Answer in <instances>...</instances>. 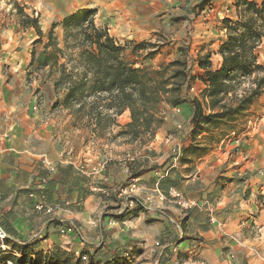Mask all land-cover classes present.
I'll return each instance as SVG.
<instances>
[{"label": "crops", "instance_id": "0c3cea01", "mask_svg": "<svg viewBox=\"0 0 264 264\" xmlns=\"http://www.w3.org/2000/svg\"><path fill=\"white\" fill-rule=\"evenodd\" d=\"M117 1L107 0L104 9L113 10ZM127 1L123 5L141 32L156 24L159 9L175 2ZM232 1L220 0L218 9L230 7ZM58 28L61 25L55 32ZM35 34L34 27L25 29L17 21L0 29V227L10 241L8 250L34 256L60 248L71 256H85V264L89 254L84 250L95 253L97 264H141L142 250L154 257L151 264H264V93L250 109L259 119L256 128L246 137L233 133L227 144L191 164H176L171 155L191 142L192 125L182 126L178 117L187 121L192 112L184 103L174 110L178 113L165 116L133 162L128 149L136 143L113 141L105 145L104 157L117 162L115 168L108 164L102 174L89 175L81 163L90 153L73 151L62 142L63 126L74 119L61 103L64 93L41 76L27 80ZM225 39L223 35L219 44ZM217 49L212 48L214 69L222 63ZM44 56L37 48L36 58ZM5 65L11 71L6 78L1 73ZM194 68L200 69L197 64ZM129 121L127 109L117 116L115 127ZM152 150L165 154L160 167L142 163ZM132 172L140 173L130 179ZM113 174L120 190L106 194L95 189L113 180ZM133 180L134 193L149 199L144 208L125 206L126 188ZM170 187L184 192L190 208L168 197ZM39 202L57 209L37 210ZM124 211L123 218L115 217ZM55 263L46 259L43 264Z\"/></svg>", "mask_w": 264, "mask_h": 264}, {"label": "trees", "instance_id": "16d2710c", "mask_svg": "<svg viewBox=\"0 0 264 264\" xmlns=\"http://www.w3.org/2000/svg\"><path fill=\"white\" fill-rule=\"evenodd\" d=\"M14 1L20 25L34 27L39 34L35 42H42L44 32L39 19ZM205 3L206 0H202L192 7L193 14H198L196 9L202 10ZM235 7L236 19L223 18L226 39L214 51L222 57V63L216 69L211 59L213 50L200 53L197 59L191 54L190 28L180 46L179 56L158 67L136 66V62L125 59L126 46L111 35L109 27L97 24L98 9L83 7L52 24L44 43L45 56L42 60L37 59L34 46L29 71L34 69L43 74L44 79L53 81L56 92L64 93L62 105L69 109L80 126H86L97 136L110 135L113 141L122 138L124 142L143 145L155 137L164 122L165 106L177 107L184 103L192 107L189 119L194 141L204 130L219 129L222 134L231 136L229 131L236 129L237 121L248 115L252 105L264 93V63L258 52L264 43V0H236ZM57 25L64 29L62 44L55 34ZM154 54L150 52L149 57ZM195 64L203 73L195 70ZM199 79L204 87L195 94L192 88ZM127 109L130 121L114 132V127L119 124L117 116ZM200 148L194 142L181 149L187 154L198 152ZM183 156L182 159H186ZM108 164L115 168L117 162H107V167ZM139 173L132 172L129 178ZM112 176L113 180L107 179L101 186L109 190V194L113 188L116 192L120 190L116 174ZM126 199H133L135 205L144 208L141 198L128 195ZM124 213L115 217L123 218ZM4 242L10 245L7 234ZM19 251L21 256L0 247V264H36L32 256ZM85 253L89 254L88 264H97L95 253L84 250ZM36 254L38 264H43L46 259L55 264H85L82 256L72 262L71 255L60 248Z\"/></svg>", "mask_w": 264, "mask_h": 264}, {"label": "rangeland", "instance_id": "374dc122", "mask_svg": "<svg viewBox=\"0 0 264 264\" xmlns=\"http://www.w3.org/2000/svg\"><path fill=\"white\" fill-rule=\"evenodd\" d=\"M125 1L127 4V0H119V2L117 1L114 4L115 7L113 10H108L107 8L104 9V6L107 5V0H17L16 2L20 3L25 8L27 6L37 7L33 9L32 12H28L25 9L27 13L37 17L39 19L41 29L43 30L42 27L45 29V31L43 30L44 33L42 42H35L39 38V34L37 32V34H35L37 36L34 39L33 44L36 47V52L37 48L41 49V52L44 51V43L48 40L49 30L52 24L58 20L59 15H61V18H64L67 14L64 17L63 15L68 11L73 12L75 9L77 10L83 7H95L98 9L96 15L97 24L106 25L109 27L111 35L114 36L121 44L126 46L124 52L125 59L131 62H136V66L152 65L158 67L162 62L170 61L173 58L179 56L180 46L183 45L184 37L186 36L187 30L189 28L191 29L190 51L193 57L197 59L200 53L207 52L203 50L204 48L208 47V50H212V48H219L220 44L218 40H222L223 35L224 37L226 35L223 18L226 16L232 19L237 18L235 7L236 0L232 1L231 6L224 10L221 8L218 9V2L220 0H206L203 9H199L200 7L197 8L196 11H198V14L196 12L195 15L193 14L192 7L196 6V4L202 0H174L175 2L173 4L169 3L167 8H161L158 10L159 18L156 21V24L152 25L144 32H141L138 27L132 23V17L128 13L129 8L123 5ZM59 8L62 9L60 12L58 11ZM35 12H38V14ZM13 21H17L18 23L20 21V15L17 12L15 1L0 0V29L3 30L4 28H7L9 24L13 23ZM55 34L62 44L64 39L63 27L61 26V28H58ZM142 42H145L143 46L136 47L137 44ZM150 52H155L154 57H149ZM258 52L260 55V60L264 63V43L259 47ZM9 69L10 66H3L1 73L4 75V78L9 76V73L11 72ZM197 71L203 73V70L197 69ZM35 76H41V80L45 82L48 80L44 79L45 76L34 69L27 71V80H31ZM202 87H204V84L199 79L194 84L192 91L195 94H199ZM60 92L62 93V91ZM174 110H177V107H174L170 104L166 105L164 109L165 116H168L172 112L178 113V111ZM178 117L179 122L182 123V126L186 122H189L192 125L189 118L187 121H185L183 118H180V116ZM258 122L259 119L257 115L249 110L248 115L240 118L237 121L236 129L229 131V134L232 136L233 133H235L234 135L238 134L242 137H246L253 128L257 127ZM65 125L66 126H63V131H66L64 137L62 138L63 144L65 143L70 148H72L73 151H78L79 153L84 149L86 154L88 151L90 155L93 156V161L90 162L91 166H97L100 163L107 162V159L104 157L106 154L105 145L107 143L113 142L110 135L97 136L86 126H80L76 119L72 120L70 126L68 124ZM118 130L119 129L115 127V132ZM227 134H222L221 130L219 129L204 130L197 136L196 141L193 140L191 134L190 144L197 142L201 146L200 150L198 152H190L187 154H183L182 149L178 152L174 151L171 154L172 159H174L176 164H191V162L196 158L207 154L210 150L214 149L222 142L227 144L229 138L231 137ZM119 140L123 141L122 138H118L114 141L117 143ZM148 143L149 142L143 145L135 144L131 146L128 149L127 156L129 161L133 162L131 158L134 157L135 154L143 152V146L147 145ZM87 146L88 149L86 148ZM149 155V157H144V161H142V163H145L146 165L154 164L153 166L160 167L161 164H159V162L164 159L165 154L160 151L152 150ZM183 155L186 159H182ZM140 156L144 155L141 154ZM84 157L87 159L88 155H84ZM86 162L87 161L84 160L81 163L82 166L83 163L85 164ZM156 173L162 174V171L157 169ZM127 189V194L139 197L134 192H130L129 187ZM168 197L172 198L169 196V194ZM139 198H141L144 203H146L147 200L149 201L148 198ZM182 208L187 209L190 207ZM184 225L185 224L183 223V226ZM148 253L149 252L147 250H142V255L138 259L141 264H151L149 263V260L153 261L154 257H150ZM16 255L21 256V252L19 251ZM69 257L71 258L72 262H74L77 258L75 255ZM32 259L34 260L33 263L36 261V264H38L37 254L32 256ZM82 259L83 261L87 260L85 258Z\"/></svg>", "mask_w": 264, "mask_h": 264}, {"label": "built area", "instance_id": "2783aa9c", "mask_svg": "<svg viewBox=\"0 0 264 264\" xmlns=\"http://www.w3.org/2000/svg\"><path fill=\"white\" fill-rule=\"evenodd\" d=\"M36 14H38V12H35ZM193 89V88H192ZM86 164L89 167H86V165L81 166L82 170L89 174V175H99L102 174L105 169H106V162L100 163L97 166H90L91 163L93 161V156L92 155H88L87 159H86ZM137 188L136 186V180H133V182L130 184L129 186V191L130 192H135L134 190ZM95 189H99L103 192H105L106 194H109V190L102 188V187H96ZM126 192H128L127 188H126ZM169 196H171L174 201L180 205L181 207H190V201L186 198L184 192L182 190H180L177 187H170L168 190ZM135 205V201L133 199H129L126 201L125 206L126 207H131ZM36 209L40 210V211H46L49 213H52L53 211H55V209H57V206H48L42 202L37 203L36 205ZM65 232V230H62ZM5 238H6V233L5 231L0 227V247H2L3 249H7L8 246L5 244ZM83 258H86L85 256Z\"/></svg>", "mask_w": 264, "mask_h": 264}]
</instances>
